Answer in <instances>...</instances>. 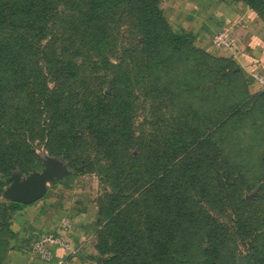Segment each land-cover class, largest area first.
Returning a JSON list of instances; mask_svg holds the SVG:
<instances>
[{"label":"rangeland","instance_id":"1","mask_svg":"<svg viewBox=\"0 0 264 264\" xmlns=\"http://www.w3.org/2000/svg\"><path fill=\"white\" fill-rule=\"evenodd\" d=\"M158 1L172 29L175 32L185 30L181 25L175 24L174 16L169 15L167 11L170 5L180 7L181 1ZM214 1L216 0H199L204 8L212 7ZM234 1L241 2L239 0L232 2ZM50 2L53 5V14L47 20L45 31L39 40L37 57L39 68L36 69V64L30 66V56L19 49L20 46L18 47L13 40L17 35L26 32L23 26L26 22L17 17L13 19L9 15L4 16L2 10L5 0H0V52L8 47L7 49L22 57L31 72L32 78L29 81L31 85L36 86L38 82L42 84L35 99L31 97L30 92L25 93L26 90L20 87L14 91L8 86L2 89L1 93L5 105L3 113L0 114V118L3 117L2 121H5L2 124L11 125L16 121L19 112L9 107L16 105L21 107L22 115L26 116L29 125L26 126L27 137L20 138L27 141L28 153L16 164L17 168L13 170L12 176H3L1 171L3 164L0 161V264H6L10 253L14 252H8L13 232L19 233L20 242L17 249L25 254L34 255V246L37 242L45 237L54 236L62 239L69 247L68 252L62 256V262L57 264H109L115 257L113 253L115 235L119 237L125 229L137 225L140 234L134 236L140 240L142 238L143 243L151 247L149 223H153L159 215L163 217L172 211L174 220L182 225L183 222L179 218L185 209L172 208L169 203L164 205L161 200L159 203L155 201V198L161 196L158 189L144 194L130 190L125 197H132L131 201L136 202H132L113 225L110 218L113 212V198L121 194L115 185L118 169L124 168L123 179L129 181L125 191L133 187L129 175L145 173L146 177L150 178L155 171L154 164L160 156L155 158L145 156L144 150L148 148L152 153L159 150L161 154L165 144L162 138L155 135L157 133H162L161 137L166 135L167 127L179 118L178 114H181L180 110L183 107H191L203 117L206 112L212 115L217 112L219 100L212 94L203 97L186 92L182 102H176L173 88H170L169 83V87L165 86L167 85L165 82L172 79V75L162 79L165 85L156 83L151 77L143 80L136 61L142 39L136 19L127 13L126 8L124 13L118 14L114 22L113 18H110L102 26L91 27L86 22V17L90 16L88 0ZM263 15H258V21L264 26ZM221 31L230 34L233 40L231 49L235 50L237 40L234 30L224 28ZM191 32L194 34V31ZM212 38L207 47L216 50L212 45ZM196 45L212 57L229 59L236 64L241 76L237 81H231L233 85L229 87L230 90L235 88L236 93L247 98L258 97L264 92V84L255 78L257 76L264 79L260 62L255 63L256 68L253 72L247 73L234 58L211 54L198 42ZM1 63L3 62L0 61V84L3 80L11 78ZM60 69L62 74H54ZM125 73L130 80L125 90L135 97L129 148L125 150L120 145H114L113 136H109L110 132L107 133L109 137L104 138L101 134H104L105 130L99 131L101 134L97 135L87 131V124H79L76 142L65 141L66 144L61 149L57 135L62 128L63 114L72 111L81 102H91L101 95H111L113 80ZM191 79L195 80V76ZM138 81H142L143 84H137ZM259 98L256 103L250 104L249 110L253 109L249 117L228 128L225 134L226 143L221 147L219 158L216 157L226 170L229 168L233 178L224 179L227 172L221 171L223 178L218 186L216 171L211 168L212 154L209 155V159L204 157L205 162L203 165L200 164L201 172H192L203 179L195 182L197 189L189 192L188 197L196 199L199 205L205 207L209 220L213 218L223 226L222 233L227 240L224 252L225 256L229 257L226 264H264V253L255 252L252 246L241 242L232 233L234 227L232 210L233 206L239 203L242 204L244 216L258 227L256 230L264 233V98L262 96ZM100 127L106 128V125L100 124ZM53 131L52 139L48 138L49 132ZM14 139L13 136L2 135L0 152L11 148L12 142L15 144ZM138 139L153 140L154 143L145 147L137 144ZM66 147L68 151L65 152L63 149ZM132 157L140 158L134 168L130 166ZM192 163L199 165L196 159ZM50 170L53 177L46 184L45 196L28 206L25 212L16 213L15 202L5 196L14 178L18 177L22 182L34 174H43ZM190 181L192 180L188 178V183L185 182L187 188ZM232 183L234 187L231 189ZM200 193L207 195L203 198ZM229 193L235 195L236 201ZM123 197L122 195L121 198ZM125 207L123 205L120 209L123 210ZM25 216L30 219L22 229ZM210 227L207 225L206 229ZM181 228L188 229L189 226ZM256 233L257 231L253 234ZM153 237H156L155 232L151 239ZM258 240L264 242L263 237H259ZM260 242L258 246L264 249ZM11 245L15 243L12 242ZM193 245L196 250L198 238L195 243L192 242L191 247ZM202 245L206 247L205 241Z\"/></svg>","mask_w":264,"mask_h":264},{"label":"trees","instance_id":"2","mask_svg":"<svg viewBox=\"0 0 264 264\" xmlns=\"http://www.w3.org/2000/svg\"><path fill=\"white\" fill-rule=\"evenodd\" d=\"M239 1L250 7L257 15L264 14V0ZM88 6L90 16L86 17V22L91 27L102 26L110 18H113L114 22L120 12H125L124 8L136 19L137 29L142 39L136 61H138V69L143 80L151 77L156 83H163V85L167 83L166 87H169V83L170 88H173L176 93L174 96L176 102H182L186 92L203 97L212 94L219 100L217 112L213 115L210 112H204L203 117H200V114L191 107H183L180 110L181 114H178L180 120L177 118L167 127L166 135L163 137H161L162 133L155 135L157 138H162L165 144L161 154L159 150L154 153L148 148L144 150L145 156H153V158L160 156L154 164L155 171L150 178H147L145 173L136 176L129 175L133 187L125 191L129 181L123 179L124 168L118 169L115 185L121 194L113 198V216L110 215L113 225L124 214V210L132 205V202H136L131 201L132 197H125L130 190L144 194L158 189L161 196L158 199L155 198V201L159 203L161 200L164 205L169 203L172 208L185 207V209L182 210V217L179 218L183 222L182 225L174 220L171 215L172 211L163 217L159 215L153 223H149L148 230L151 237L154 232L156 233V237L152 239L149 236L151 247L144 244L142 238L140 240L134 236L140 234L136 228L137 225L125 229L119 237L115 235L113 242L115 257H113V262L109 261V264H226L229 257H226V252H224L227 240L222 233L223 226L213 218L209 220L210 217L205 207L199 205L196 199L188 197L189 192L197 189L195 182L203 179L192 172H201L200 164L203 165L205 162L204 157L209 159V155L212 154L211 168L216 171L218 186L222 183L221 171H225L226 168L216 157L219 158L221 147L226 143V131L251 115L253 108L249 110L250 104L256 103L261 96L264 98V92L258 97L247 98L236 93L235 88L230 90L229 87L233 85L231 81H237V78L241 76L236 64L229 59L212 57L198 48L196 36L192 32L185 30L175 32L160 8L158 0H88ZM2 12L4 16L9 15L13 19L17 17L26 22L23 25L26 32L17 35L13 40L17 46H20H18L19 49L24 50L26 55L30 56V66L34 63L38 69V44L45 31L46 22L53 14L52 3L50 0H5ZM7 48L1 50L0 61L3 62L1 64L11 78L3 80L0 84V114L5 109L1 95L2 89L9 86L16 91L20 87L26 90L25 93L30 92L31 97L35 99L38 94L37 90L42 85L39 82L36 86L31 85L29 81L32 76L28 65L24 63L22 57ZM54 74H62L61 69L55 71ZM171 75L172 79L165 83L162 81ZM194 76L195 80H192L191 77ZM129 81L128 74L120 75L113 80L111 95H101L91 102H81L72 111L64 113L62 128L57 135L60 148L65 146V141L76 142L77 125L87 124V131L98 135L101 134L99 131L105 130L104 134H101L104 138L113 136V144L120 145L127 150L132 138L130 126L133 121V99L135 98L125 90ZM137 84H143V82L138 81ZM9 107L19 112V115H16V121L11 125H3L2 122L5 121H2L3 117L0 118V142L4 134L15 137V144L13 145L12 142L11 148L0 152V161L3 164L1 171L4 177L12 176L13 170L17 168L16 164L20 163V160L28 153L27 141L20 138L27 137L26 126L29 123L27 124L26 116L22 115L21 107L16 105ZM189 118H191L190 122ZM100 124L106 125V128L100 127ZM108 132H110L109 136H107ZM53 133L54 131L49 132L47 137L52 139ZM152 143H154L153 140L147 139L137 141V144L145 147ZM63 150L68 151V147ZM194 159L199 165H193ZM139 160L140 158L132 157L130 166L136 167V162ZM227 170L224 179L231 180L232 172L228 167ZM188 178L192 180L189 182V188L186 187ZM233 184L230 186L231 189L234 187ZM200 194L203 198L207 195L206 193ZM229 194L226 195L230 196ZM231 196L236 201L235 195L231 194ZM123 205L126 207L121 210ZM241 205L239 203L233 206L232 233L241 242L252 246L255 252L264 253V249L258 246L260 242L258 238H264V233L261 234L256 230L258 227L244 216ZM28 208L22 204H14L16 213L25 212ZM29 219V217L25 218L22 229L25 228ZM187 225L188 229L181 228ZM207 225L211 227L206 229ZM228 231L230 232L229 228ZM256 231L257 233L253 234ZM12 234V242L15 245L12 246L10 242L8 252L19 251L17 249V244L20 242L19 233L13 232ZM197 238L198 246L195 250L194 245L191 247V244L195 243ZM204 241L206 247L202 245ZM260 243L264 245V242Z\"/></svg>","mask_w":264,"mask_h":264},{"label":"crops","instance_id":"3","mask_svg":"<svg viewBox=\"0 0 264 264\" xmlns=\"http://www.w3.org/2000/svg\"><path fill=\"white\" fill-rule=\"evenodd\" d=\"M180 1V7L170 5L167 9L168 14L174 16L175 24L181 25L187 31H194L198 44L207 48L209 53L237 60L247 73L253 72L255 63L260 62L261 74L264 77V26L258 21L257 14L245 4L232 2L233 0H216L217 2L214 1L212 7L208 8H204L199 0ZM224 28L234 30L237 40L235 50L233 48L217 51L207 47L211 38ZM58 256L60 258L63 255L59 252ZM28 261L29 254L14 251L10 253L6 264H27Z\"/></svg>","mask_w":264,"mask_h":264},{"label":"built area","instance_id":"4","mask_svg":"<svg viewBox=\"0 0 264 264\" xmlns=\"http://www.w3.org/2000/svg\"><path fill=\"white\" fill-rule=\"evenodd\" d=\"M212 45L216 50H230L233 46V40L228 32L219 31L212 38ZM256 80L264 84L262 77H255ZM69 247L66 243L54 236H48L37 242L34 246V255H29L27 264H52L53 262H62V257L59 258L58 253L61 255L67 253Z\"/></svg>","mask_w":264,"mask_h":264},{"label":"water","instance_id":"5","mask_svg":"<svg viewBox=\"0 0 264 264\" xmlns=\"http://www.w3.org/2000/svg\"><path fill=\"white\" fill-rule=\"evenodd\" d=\"M52 177L53 172L51 170L43 174H34L22 182L18 177H15L5 196L18 204L33 205L45 196L47 191L46 184Z\"/></svg>","mask_w":264,"mask_h":264}]
</instances>
